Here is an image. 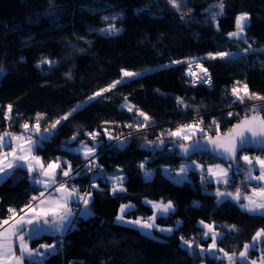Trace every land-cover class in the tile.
Here are the masks:
<instances>
[{"label": "trees", "instance_id": "obj_1", "mask_svg": "<svg viewBox=\"0 0 264 264\" xmlns=\"http://www.w3.org/2000/svg\"><path fill=\"white\" fill-rule=\"evenodd\" d=\"M243 13L249 21L242 38L230 39L235 18ZM109 24L120 31L102 34L100 29ZM249 46L251 51L245 52ZM220 51L238 53L208 58V53ZM44 59L54 63H42ZM195 62L207 68L210 85L190 83L185 69ZM162 63L167 65L123 81L77 108L36 149L35 155L45 163L57 157L70 162L74 174L85 158L67 148L97 141L95 171L102 176L97 175L96 187L89 191L91 215L78 218L64 235L29 239L31 247L51 242H62V247L40 263L25 264H220L225 261L200 253V247L206 249L209 243L201 221L221 233L218 248L236 254L264 228V216L242 211L231 201H216L214 183L204 172L189 170L187 179L177 183L162 171L170 168L174 173L180 161L191 158L203 166L226 164L203 153L180 159L170 141L186 142L169 133L196 119L206 129L197 138L218 135L251 114L253 105H264L255 97L240 103L231 92L234 86L247 84L250 92L264 96V0H180L179 10L168 0H0V133L18 132L25 122L35 124L38 113L43 116L42 132L78 102L118 79L121 69L138 71ZM257 113L264 116V111ZM88 133L98 135L91 140ZM242 153L258 152L242 151L238 156ZM145 169L153 171L148 178ZM113 171L123 176L125 189L115 194L107 182V173ZM238 176L242 171L233 170V183L226 190L235 188ZM70 179L79 192L87 187L84 175ZM239 189L248 190L246 185ZM38 191L26 168L4 177L0 221L12 214L10 208L19 212ZM168 201L174 210L154 223L157 228H172L171 233L153 228L145 235L139 227L116 221L122 204L132 206L125 220H134L153 216L148 202ZM181 238L193 241L191 251ZM263 251L261 243L249 254Z\"/></svg>", "mask_w": 264, "mask_h": 264}, {"label": "snow or ice", "instance_id": "obj_2", "mask_svg": "<svg viewBox=\"0 0 264 264\" xmlns=\"http://www.w3.org/2000/svg\"><path fill=\"white\" fill-rule=\"evenodd\" d=\"M168 2L173 8L179 10L180 0H168ZM219 8L220 14H222V2L220 3ZM211 15L212 19L215 20L217 13L213 12ZM116 18L117 17H113L112 19ZM104 19L107 20L108 17H105ZM248 21L249 16L247 13L237 15L235 18L236 30L228 33L229 38H242L244 30L248 25ZM100 31L102 34L114 35L118 33L120 29L116 28L114 24H109L106 28L100 29ZM248 51H251V46L245 49V52ZM230 55L232 54L220 51L216 53H208V58L226 59ZM42 63L52 64L54 62L44 59ZM173 63H180V61H173ZM196 67L200 68L204 75L198 76L197 73L192 70V64L189 63L188 74L193 77V85H195L197 82L207 83L210 85L211 80L208 75L207 68L203 67V65L200 63H196ZM138 75H140V73L121 69V79L115 80L107 87L100 89L98 92L94 93L92 97H89V99H94L95 97H99L103 93L110 91L112 88L123 83L125 78L130 79ZM238 83L239 82H237V84ZM231 92L235 99L240 103H243L245 99H252L253 97L264 102V96L250 92L247 84H244L242 89L234 86ZM177 99L178 102H180V98ZM79 107L81 106L78 105L77 108ZM76 110L77 109H73L72 111L74 112ZM128 110L132 111V108L129 107ZM251 111L253 113L264 111V105H253ZM10 113L11 105L8 106V111L5 113L6 120L10 118ZM138 114L143 116L145 121L150 120V117H148L145 113L139 112ZM70 115L71 112L66 113L64 116L53 121L41 132L40 120L43 119V116L38 113L35 124L30 125L29 123L25 122L21 125V128L23 129L22 133L17 134L9 131L0 133V178L8 176L13 170L17 168L26 167L30 178L34 180V183L42 185L45 189H48L53 185H56L57 175L62 174L65 178L69 177L72 173V166L70 162L57 157L55 160L47 162L45 166V162L40 156L35 155V151L40 146L42 141L48 139L57 126L63 120L68 119ZM229 115H232V113H229ZM213 123H215V121ZM142 126L146 127L147 124ZM184 129H192L193 132L191 134L203 132V129L198 128L195 124H189L184 125L182 129H178L177 131L169 133V135L172 137H181L184 140H189L191 138V134L186 133ZM88 135L90 137H95L98 134L88 133ZM109 138L111 139V137ZM71 139L74 141L76 136L74 135ZM81 143L82 149H72L69 147L67 150L70 152H78L82 150L85 160L89 161V165L98 166L95 164V160L91 159L95 156L97 145L94 143L92 146H88L83 142ZM161 143H163V141H161ZM208 144L212 146L214 152H216L218 155H222L226 159L231 160L233 164H235L237 159L244 161L245 164L248 165L246 180H255L260 184L259 187H253L251 189V196L243 197L239 188L236 189L235 194L221 192L219 189H217L216 196L218 198V202L220 201V198L231 196L233 200L239 203V206L244 211L264 216V157H250L249 155L238 156V153L245 150L249 145H255L264 148V116L258 114H253L251 116L246 115L239 124L233 126V129L229 133L223 134V139H213L210 137L208 139ZM7 147H10L11 151H6L5 149ZM181 151L187 155L190 151V147L182 144ZM64 165H67V168H64ZM144 167V163H141L140 168L143 170ZM195 167L201 168V165H195ZM214 168L217 171L214 172L213 167L208 168L209 176H215L217 183H223L225 185L229 184L232 165L230 164L228 168H223L220 164H216L214 165ZM254 168H258L259 175H253ZM188 170L189 167L182 165L178 176H184ZM37 171L40 172L41 176L43 177L42 179H35L34 174ZM149 176L150 173L145 172V177L148 178ZM122 180L123 177L118 175L112 178L114 194L116 191L125 190L122 187ZM118 181L120 182L119 185L117 184ZM202 182H204L203 177ZM92 187L94 188L96 185L93 184ZM55 190L60 194L57 197H51L50 193L46 197V193L44 191H41L39 196H33L32 200L26 204L24 208L19 210V213H25V209H27V212L24 215H19L15 209L10 208L8 210L10 213H13V216L10 218L12 222L10 223V220L8 219L0 221V228H2L4 225L8 226L3 228V230H0V264H25V257L29 258V260H33L36 256L43 258V256L46 254H51V251L55 250L54 244H41L40 248L44 249L45 251L43 253H39L37 249L29 248L28 240L48 230L62 233L70 225H72V218L75 214L69 207V203L73 199H78L84 204L85 208L81 213L82 215H91V213L88 211V205L91 202V192L80 194L76 187L73 186L70 188L66 183H59ZM242 200L247 201V203L241 202ZM35 201H39V203H33ZM131 207V205H121L120 213L117 215L116 221L148 230L145 232V235H150L151 230L153 228H157L154 223L157 216L167 215L174 210V205L171 201L164 204L152 203L154 212L153 216L148 218L149 221H152L149 223L148 221H144L140 218L134 220H125V215L127 214L128 209ZM200 223L203 224V227L208 230L205 232V236H210L212 241L210 244H208L207 249L197 245L196 247H200V253L203 254L207 252L209 255H212L213 258H217L215 253H222L223 257L227 258L228 264H243V262L247 261L248 259L249 250L254 248L257 244L264 243V228H262L257 230L252 236L251 243H245L243 245V250H241L237 256L236 253H229L223 248H218V242L221 238V234L214 230V225L204 224L203 221ZM25 225H29L31 228L26 230L24 227ZM157 230L167 233H171L173 231L172 228H157ZM231 230H236L234 225L231 227ZM181 240L183 245H185L189 251L193 249V241L184 240L183 238H181ZM16 242L19 243L18 255L15 247ZM251 264H257V261L253 260L251 261ZM260 264H264V259L260 261Z\"/></svg>", "mask_w": 264, "mask_h": 264}, {"label": "rangeland", "instance_id": "obj_3", "mask_svg": "<svg viewBox=\"0 0 264 264\" xmlns=\"http://www.w3.org/2000/svg\"><path fill=\"white\" fill-rule=\"evenodd\" d=\"M240 15V14H239ZM107 27V26H106ZM101 32V31H100ZM228 53H230V54H232V55H236L238 52H228ZM167 64H163L162 63V65H151V66H148V67H145V68H142L141 70H138V71H133V72H137V73H140V75H138V76H141L142 74H144V73H149V72H152V70H156V69H159V68H162L163 66H166ZM130 71H132V70H130ZM120 76H119V78L118 79H116V80H119V79H121V71H120V74H119ZM187 75V74H186ZM138 76H136V77H138ZM126 80H129V78H125L124 79V81H126ZM239 88H243L242 86H239ZM94 94V93H93ZM93 94H90L88 97H87V99H85V100H83V101H80V102H78L76 105H74L72 108H70V109H68L67 111H66V113H69V112H71V113H73V109H77V106L78 105H80V106H83V105H85V104H87L88 103V101H90V99H89V97H92L93 96ZM242 94V93H241ZM96 98V97H95ZM94 98V99H95ZM92 100V99H91ZM65 113V114H66ZM64 116V115H63ZM62 117V116H61ZM60 118V117H59ZM58 119V118H57ZM183 128V126L182 127H180L179 129H182ZM189 130H191L192 132H193V130L192 129H184V131L186 132V133H189ZM23 132V129L22 128H20V130L18 131V132H13V133H17V134H19V133H22ZM174 132V131H173ZM168 133V132H167ZM199 133L200 132H196L195 134H192V136H191V138L189 139V140H185V142L187 143V141H190V140H195V139H198L197 138V136L199 135ZM94 139V138H93ZM118 139V138H117ZM116 139V140H117ZM182 140H184V139H182ZM119 141H120V139H119ZM81 142H83L84 144H86V145H88V146H92L94 143L97 145L98 143H97V141H91L90 143H88V142H85V141H81ZM79 143V145L80 146H82V143ZM6 151H11V148L10 147H7L6 149H5ZM97 153H95V155H96ZM259 154V153H258ZM261 154H263L264 155V153H261ZM242 155H247V153H242ZM242 155H240V156H242ZM93 158V157H92ZM96 158V157H95ZM239 161H241L242 162V164L244 163L245 164V162L244 161H242V160H239V159H237V161L235 162V164H233V162L232 163H228V164H220L221 165V167H222V165H232L233 166V168H235V166L236 165H238L239 164ZM87 162H88V160H87ZM194 162V163H193ZM182 165H184V166H187V167H189V169H191L192 167H195V165H201V168H196V170H198V172H204V170L202 169L204 166L200 163V162H197V160L196 159H188V160H186V161H180L179 163H178V166H177V168H175L173 171H174V173H171V171H170V168L168 169V168H165V169H163L162 171L164 172V174L166 175V177H169L172 181H175V182H183L184 180H186L187 179V176H186V174H187V172H186V174L184 175V176H178V173H179V171H180V168H181V166ZM246 165V164H245ZM64 167V166H63ZM87 166L86 165H81V167H80V169L77 171V173L75 172L74 174H72L73 173V171H72V173H71V175L69 176V177H67V178H65V177H63V175L61 176V178H60V183H66L67 185H70L69 187L71 188V187H73V186H71V184L70 183H72L71 182V179L70 178H74L76 175L77 176H79V174H81V175H83L84 174V176L86 177V178H88V177H90V175L92 174V176H96V175H99V176H102V173L101 172H99L98 170H96L95 171V169L97 168V167H93V169H92V172H91V174H90V172L89 171H87L86 172V170H87V168H86ZM64 168H66V167H64ZM195 170V169H194ZM243 170H246L245 172L243 171L242 172V176H238V183H236L234 186H235V188H233V189H237V188H240V187H242V186H245V183H243L242 182V178L243 177H246V175H247V168L246 169H243ZM99 173H98V172ZM189 171V170H188ZM144 173V172H143ZM114 176V175H113ZM204 177L206 178V176L204 175ZM97 178V177H96ZM109 178V179H108ZM107 179H108V182H110V184L111 185H113V181H112V178H110V176L109 177H107ZM91 184L93 185H95V183L92 181L91 182ZM92 185H91V187L90 188H88V187H86L84 190H82L81 192H79L80 194H83V193H85V192H89L90 190H92ZM218 185H220V184H217V185H215V186H213V187H211V189H213L214 191H215V193H216V191H217V189H219L218 188ZM113 187V186H112ZM95 188V187H94ZM232 189V190H233ZM78 190H79V188H78ZM221 192L222 191H226V188H223L222 187V189H219ZM32 197L33 196H31L30 198H29V200L27 201V203L26 204H28L31 200H32ZM36 202V201H35ZM35 202H33V203H35ZM25 204V205H26ZM122 205H130V204H122ZM25 207V206H24ZM89 207V206H88ZM121 207V206H120ZM120 207H119V210H118V212L120 213ZM70 208H71V206H70ZM22 209V208H21ZM72 209V211H73V213L75 214L74 216H73V218H72V220H73V223H72V225H70L68 228H67V230L69 231V230H71V228L72 227H74L75 225H76V223H77V221H78V207H76V206H74V207H72L71 208ZM90 209V208H89ZM17 213H19L18 211H17ZM20 214V213H19ZM13 216V213L12 214H9L7 217H6V219H8V220H10V222H11V217ZM148 222L150 223V222H152V221H149L148 220ZM143 231H148V230H145V229H142ZM67 231V232H68ZM202 235L204 236V234L202 233ZM211 241V238H209V242ZM249 243H251V240H250V242ZM61 244H62V242H61ZM61 244L60 245H56V248H59V246H61ZM208 245V244H207ZM255 248V247H254ZM206 249H207V247H206ZM242 250H243V248H242ZM238 254H239V252L237 253V256H238ZM215 255H216V253H215ZM212 256V255H211ZM217 257V256H216ZM260 258H257L258 260H256V258H251V257H249V255H248V259H247V261H245V262H243L244 264H251V261H257V264L259 263L260 264V261L262 260V256H259ZM218 259H220V260H222V261H225V263H220V264H228V260H227V258H222V257H217ZM264 259V258H263Z\"/></svg>", "mask_w": 264, "mask_h": 264}, {"label": "crops", "instance_id": "obj_4", "mask_svg": "<svg viewBox=\"0 0 264 264\" xmlns=\"http://www.w3.org/2000/svg\"><path fill=\"white\" fill-rule=\"evenodd\" d=\"M180 128V127H179ZM179 128H177L175 131H177ZM3 133V132H2ZM192 133V131L191 130H189V134H191ZM191 136H192V134H191ZM177 138H180V139H182L181 137H177ZM185 141V140H184ZM98 145V144H97ZM72 149H82V146H80V145H78V146H76V147H74V148H72ZM74 153H80L81 154V156L84 158V155H83V151L81 150V151H78V152H74ZM97 153V152H96ZM247 155H249L250 157H254V156H262V157H264V155L263 154H258V153H253V154H248L247 153ZM38 156V155H37ZM51 161H53V160H50V161H47V162H51ZM198 162V161H197ZM46 164L47 163H45V166H46ZM216 164H219V163H210L209 165H206V166H204L202 169L204 170V174H205V176H206V178H207V180H209V181H212L213 183H214V186L215 185H217V184H222V183H217V179H216V177L215 176H209V174H208V168L209 167H213V170H214V172L215 171H217L215 168H214V165H216ZM222 167L223 168H228L229 166L228 165H222ZM237 167H240V168H248V165H245L244 163L242 164V162L241 161H239V164L238 165H236L235 166V168H233V166H232V170H231V172H230V177H231V175H232V171L234 170V172H236L237 173ZM24 168H26V167H24ZM177 168V167H176ZM27 169V168H26ZM165 169V168H164ZM195 169V171H198V170H196V168L195 167H192L191 169H189V170H194ZM146 171L145 172H149L150 173V176L153 174V171L152 170H150V169H145ZM117 171H113V172H111V173H107V177H109L110 176V178H113L114 176H117L118 174V172L116 173ZM188 172L189 171H187V174H188ZM99 173V172H98ZM187 174H186V176H187ZM114 175V176H113ZM144 175H145V173H144ZM253 175H259V170H258V168H254L253 169ZM61 176H62V174L61 175H57V177H56V181H57V183H56V185H53L51 188H48V189H45L42 185H38V184H35L34 183V180L32 179V178H30V176H29V179H30V182H31V184H33L36 188H38L39 189V191H38V193H37V195H35V196H39V193L41 192V191H44L45 193H46V197L48 196V194L50 193L51 194V197H57V196H59L60 194L59 193H57L56 192V187L58 186V184L60 183L59 181H60V178H61ZM118 176H121V177H123L121 174H119ZM149 176V177H150ZM34 177H35V179H42L43 177L41 176V174H40V172L39 171H37V173L36 174H34ZM2 179H4V177H2V178H0V181L2 180ZM109 179V178H108ZM108 179H107V182H108ZM253 182H257V181H255V180H252V181H250L249 182V184H247L246 186H247V189L248 190H244V191H241V194H242V197L243 196H251L252 195V193H251V188L249 187L250 186V184L251 183H253ZM109 184H110V182H108ZM117 184L119 185V181L117 182ZM111 186H113V185H111ZM222 192H227V193H232V194H235L236 193V190L235 189H233V190H226V191H222ZM215 196H216V193H215ZM216 201H218V198H217V196H216ZM223 201H231V202H233V203H236L238 206H239V203L238 202H236L235 200H233L232 199V197L231 196H226V197H223V198H220V201H219V203H222ZM169 202V201H168ZM241 202H244V203H247V201H241ZM35 203H39V201H36ZM152 203H156V202H148V204H150V206H151V208H152V211L154 212V209H153V207H152ZM157 203H159V202H157ZM167 203V202H166ZM161 204H164V203H161ZM71 206V208L72 207H74V206H76V207H78V218H82V217H87V216H89V215H87V216H85V215H82L81 213H82V211L84 210V208H85V206H84V204L82 203V201H79L78 199H73L72 201H70V203H69V207ZM240 207V206H239ZM24 208V207H23ZM241 208V207H240ZM39 210V209H38ZM88 211L90 212V209H89V207H88ZM242 211H244L243 209H242ZM27 212V209H25V213ZM25 213H20L19 215H24ZM248 213V212H247ZM249 214H254V213H249ZM30 215V214H29ZM152 215H153V213H152ZM254 215H256V214H254ZM158 217V216H157ZM4 220H6V219H4ZM142 220H144V221H148V218L147 219H142ZM3 221V220H2ZM12 222V221H11ZM10 222V223H11ZM123 223V222H122ZM151 223V222H150ZM124 224H126V223H124ZM6 227H8L7 225H4L2 228H0V230H3V228H6ZM25 227V229L26 230H28V229H30L31 228V226H29V225H25L24 226ZM68 230L66 229L65 231H63L62 233H59V232H52V231H50V230H48V231H44V232H42L41 234H45V235H53V236H61V235H64L66 232H67ZM206 231H208L207 229H205L204 230V232H203V234H204V238H206V239H209L210 238V236H208V237H206L205 236V232ZM217 233H219V232H217ZM40 234V235H41ZM221 234V233H220ZM39 236V235H38ZM38 236H35V237H38ZM29 241V240H28ZM212 241H210L208 244H210ZM42 244H46V243H42ZM50 244H54L55 245V249H56V243L55 242H51ZM40 245L41 244H39V246H36V247H31L30 246V243L28 242V246H29V248H32V249H37L38 250V252L39 253H43L45 250L44 249H42V248H40ZM258 245H260V244H257L256 246H255V248H257L258 247ZM15 247H16V250H17V255L19 254V251H18V249H19V243L18 242H16V244H15ZM255 248H253V249H255ZM54 251V250H53ZM52 252V251H51ZM263 254H264V251L261 253H258V255L257 254H255V256H253V257H251V258H256V260H258L257 258H260L259 256H262L263 257ZM46 255H48V254H46ZM45 255V256H46ZM45 256H43V258L45 257ZM215 256H217V257H222L223 259H224V257H223V254L222 253H219V252H217L216 253V255ZM249 257H250V254H249ZM43 258H41L40 256H36L35 257V259H33V260H29V258H27V257H25V261H33V262H38V263H40V261H42L43 260ZM264 258V257H263ZM262 258V259H263ZM244 264V263H243ZM259 264V263H258Z\"/></svg>", "mask_w": 264, "mask_h": 264}, {"label": "water", "instance_id": "obj_5", "mask_svg": "<svg viewBox=\"0 0 264 264\" xmlns=\"http://www.w3.org/2000/svg\"><path fill=\"white\" fill-rule=\"evenodd\" d=\"M253 114L260 115L259 113L251 112V114H249L248 116H251ZM244 118L245 117H242L240 120L234 122L233 124H231L230 129H228L227 131L222 132V133H220L218 135L209 136V137H198V139L187 141V143H179V142H176V141H170L171 147L177 153V156L180 159H183V160H186L188 157L199 155V154L203 153V154H206L208 156H211L212 158H214L218 162H223V163H226V164L227 163H232L231 160L226 159L222 155H218L216 152H214L212 146L210 144H208V139L210 137L213 138V139H217V138L223 139V134L229 133L233 129V126L239 124ZM182 144L187 145V146L190 147V151L188 152L187 155H185L181 151V145ZM253 150L257 151L259 154L264 153V148H262L260 146H255V145H249L243 151H253ZM241 152H239L238 155ZM198 264H205V263L203 261V262H200Z\"/></svg>", "mask_w": 264, "mask_h": 264}, {"label": "built area", "instance_id": "obj_6", "mask_svg": "<svg viewBox=\"0 0 264 264\" xmlns=\"http://www.w3.org/2000/svg\"><path fill=\"white\" fill-rule=\"evenodd\" d=\"M196 63H199V62H195V63H191L192 64V70L193 71H195V68H198V67H196ZM201 64V63H200ZM188 68H189V64L187 65V67H186V69H185V72H186V74H187V77H188V79H189V81H190V83H192V85H193V77L191 76V75H189L188 74ZM200 69V68H199ZM196 73V72H195ZM204 74L203 73H201V74H199L198 76H203ZM199 84H201V85H204V86H207V85H209V84H207V83H201V82H197L195 85H193V86H196V85H199ZM189 124H195L198 128H202L203 129V131H205L206 129L204 128V126H201V124H200V122L198 121V120H196V119H191L186 125H189ZM214 126L215 127H217L218 126V124H217V122H215V124H214ZM202 132H200L199 134H201ZM94 137H90V139L91 140H94L93 139ZM96 155L93 157V158H91V159H93V160H95V164L97 165V163H96ZM198 159V158H197ZM196 159V160H197ZM198 161V160H197ZM82 164L83 165H86L87 167V170H86V172L87 171H89L90 172V174H91V172H92V169H93V167H97V166H90L89 165V161L87 162V160H84L83 162H82ZM171 169H172V167H171ZM246 171V170H241L240 168H238V171ZM146 171V170H145ZM145 171H143L144 173H145ZM244 174V173H243ZM242 174V175H243ZM84 175V174H83ZM97 177V175L94 177V176H92V174L90 175V177H88L87 178V187L88 188H90L91 187V182L92 181H94V179ZM233 179H231L230 178V183L229 184H227V185H230L231 183H233V181H232ZM242 182L243 183H245V185H247V184H249V182L250 181H248V180H246V177H243L242 178ZM71 184V186H74V187H76L77 189L79 188L78 186H76L75 184H73V183H70ZM227 185H225V184H220V185H218V188L219 189H222V187L223 188H226L227 187ZM70 186V185H69ZM260 186V184L258 183V182H253V183H251L250 184V188L252 189L253 187H259ZM60 245V244H59ZM62 247V244H61V246H59V248H61Z\"/></svg>", "mask_w": 264, "mask_h": 264}, {"label": "bare ground", "instance_id": "obj_7", "mask_svg": "<svg viewBox=\"0 0 264 264\" xmlns=\"http://www.w3.org/2000/svg\"><path fill=\"white\" fill-rule=\"evenodd\" d=\"M194 72H196L197 75H199V74L202 73L201 70H200L199 68H195V71H194ZM123 136H124V135H123ZM123 140H124V139H123ZM118 143H120V142H118ZM230 185H232V183H231ZM230 185H227V187H229ZM227 187H226V189H227Z\"/></svg>", "mask_w": 264, "mask_h": 264}]
</instances>
